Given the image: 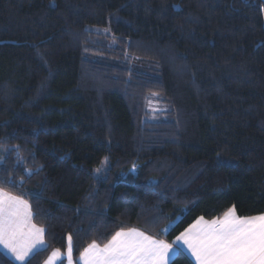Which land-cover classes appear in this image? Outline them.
<instances>
[{
	"label": "trees",
	"instance_id": "16d2710c",
	"mask_svg": "<svg viewBox=\"0 0 264 264\" xmlns=\"http://www.w3.org/2000/svg\"><path fill=\"white\" fill-rule=\"evenodd\" d=\"M0 188L45 230L30 264L264 214V2L0 0Z\"/></svg>",
	"mask_w": 264,
	"mask_h": 264
},
{
	"label": "snow or ice",
	"instance_id": "6c2138e0",
	"mask_svg": "<svg viewBox=\"0 0 264 264\" xmlns=\"http://www.w3.org/2000/svg\"><path fill=\"white\" fill-rule=\"evenodd\" d=\"M44 231L32 222L27 201L0 189V246L16 261L30 264L34 250L44 246ZM68 240L71 264V237ZM175 244L174 248L135 228L120 230L103 247L90 244L82 260L83 264H170L186 249L197 264H264V214L239 216L233 206L222 217L206 220L201 216L175 237ZM59 255V250L54 251L47 264Z\"/></svg>",
	"mask_w": 264,
	"mask_h": 264
},
{
	"label": "crops",
	"instance_id": "0c3cea01",
	"mask_svg": "<svg viewBox=\"0 0 264 264\" xmlns=\"http://www.w3.org/2000/svg\"><path fill=\"white\" fill-rule=\"evenodd\" d=\"M1 189V188H0ZM3 190V189H2ZM3 191H5V190H3ZM6 192V191H5ZM8 193V192H7ZM22 199V198H21ZM24 200V199H23ZM207 220V219H206ZM32 222H33V218H32ZM34 223V222H33ZM35 224V223H34ZM36 225V224H35ZM37 226V225H36ZM37 227H39V226H37ZM40 228H42V227H40ZM133 228H135V229H137V230H139V231H142V232H144L146 235H150V236H153L154 238H156V239H163V240H165L166 242H168V243H171V244H173V247L175 248L176 247V244H175V239L173 240V242H169V241H167L166 239H164V238H160V237H158V236H155V235H152V234H150L149 232H147V231H145V230H143V229H141V228H138V227H131V228H129V229H133ZM129 229H126V230H124V231H127V230H129ZM168 230V229H167ZM68 245H69V240H68V244H67V249H66V251H61V250H59V252H60V255L58 256V257H56L54 260H53V264H60L62 261H66V264H69V260H68V258H67V250H68ZM101 246V245H100ZM39 247V246H38ZM46 247V242H45V231H44V246H43V248H45ZM101 247H103V246H101ZM42 248V249H43ZM71 248H72V241H71ZM88 248V247H87ZM0 250L3 252V253H5L8 257H10L15 263H17V264H21V262L20 261H16L12 256H11V254H9L8 252H7V250L3 247V246H0ZM54 251H56V250H54ZM53 251V252H54ZM36 252H38V251H36V250H34V254L36 253ZM52 252V253H53ZM52 253L50 254V256L48 257V259L45 261V263L44 264H47V262L49 261V259L50 258H52ZM84 253V252H83ZM82 253V254H83ZM82 254H81V256L78 258V260L77 261H75V259L73 258V249H72V259H71V264H83V260H82ZM180 254H182V255H184L185 257H187L193 264H197V261L195 260V258L190 254V252H188L186 249L184 250V251H182ZM179 255V254H178ZM178 255H176V256H174L173 257V259L172 260H174ZM33 255H31L30 257H29V259L32 257ZM172 260L170 261V264H171V262H172ZM27 261H25L24 262V264L26 263Z\"/></svg>",
	"mask_w": 264,
	"mask_h": 264
},
{
	"label": "rangeland",
	"instance_id": "374dc122",
	"mask_svg": "<svg viewBox=\"0 0 264 264\" xmlns=\"http://www.w3.org/2000/svg\"><path fill=\"white\" fill-rule=\"evenodd\" d=\"M138 71L140 72H147V71H153V70H150L145 64H139L137 67H135ZM154 108L155 110H159V107H152ZM98 169V168H97ZM99 169H101L99 172H97L95 170V175L97 177H105L106 176V173L109 169V159L107 157H105L100 166H99ZM134 173H136V170L133 171Z\"/></svg>",
	"mask_w": 264,
	"mask_h": 264
},
{
	"label": "water",
	"instance_id": "95a60500",
	"mask_svg": "<svg viewBox=\"0 0 264 264\" xmlns=\"http://www.w3.org/2000/svg\"><path fill=\"white\" fill-rule=\"evenodd\" d=\"M264 2V0H262Z\"/></svg>",
	"mask_w": 264,
	"mask_h": 264
}]
</instances>
